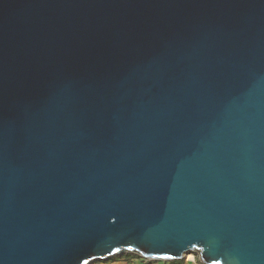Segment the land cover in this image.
Here are the masks:
<instances>
[{
	"label": "water",
	"instance_id": "water-1",
	"mask_svg": "<svg viewBox=\"0 0 264 264\" xmlns=\"http://www.w3.org/2000/svg\"><path fill=\"white\" fill-rule=\"evenodd\" d=\"M264 264V0H0V264Z\"/></svg>",
	"mask_w": 264,
	"mask_h": 264
},
{
	"label": "crops",
	"instance_id": "crops-1",
	"mask_svg": "<svg viewBox=\"0 0 264 264\" xmlns=\"http://www.w3.org/2000/svg\"><path fill=\"white\" fill-rule=\"evenodd\" d=\"M134 256H124L121 258H112L106 262H97L95 264H128L133 262V264H196L191 262H185L184 260H178L173 262H143L142 260L134 259Z\"/></svg>",
	"mask_w": 264,
	"mask_h": 264
},
{
	"label": "built area",
	"instance_id": "built-area-1",
	"mask_svg": "<svg viewBox=\"0 0 264 264\" xmlns=\"http://www.w3.org/2000/svg\"><path fill=\"white\" fill-rule=\"evenodd\" d=\"M134 257H135L134 259L142 260L143 262H151V261H148V260L141 259V258H139L137 256H134ZM182 260H184L185 262L196 263L195 254L185 255V256L182 257ZM128 264H133V262L131 261Z\"/></svg>",
	"mask_w": 264,
	"mask_h": 264
},
{
	"label": "rangeland",
	"instance_id": "rangeland-1",
	"mask_svg": "<svg viewBox=\"0 0 264 264\" xmlns=\"http://www.w3.org/2000/svg\"><path fill=\"white\" fill-rule=\"evenodd\" d=\"M127 256H133V255H127ZM195 257H196V264H199L196 254H195ZM93 264H95V263H93Z\"/></svg>",
	"mask_w": 264,
	"mask_h": 264
}]
</instances>
